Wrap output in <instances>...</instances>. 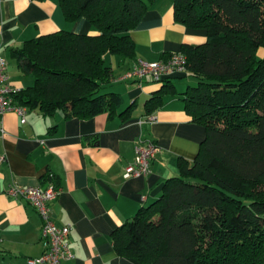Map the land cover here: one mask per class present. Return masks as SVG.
I'll return each mask as SVG.
<instances>
[{
    "label": "trees",
    "instance_id": "trees-1",
    "mask_svg": "<svg viewBox=\"0 0 264 264\" xmlns=\"http://www.w3.org/2000/svg\"><path fill=\"white\" fill-rule=\"evenodd\" d=\"M56 2L67 21L85 18L97 33L59 30L12 49L33 78L12 98L66 117L112 114L123 98L106 90L113 72L105 55L134 58L130 31L157 0ZM172 6L174 20L204 30L205 41L182 44L185 72L159 80L144 114L178 96L205 137L193 159L178 160L177 175L164 181L159 197L113 231L114 250L141 264H264V0H172ZM176 76L195 84L178 91Z\"/></svg>",
    "mask_w": 264,
    "mask_h": 264
},
{
    "label": "crops",
    "instance_id": "crops-1",
    "mask_svg": "<svg viewBox=\"0 0 264 264\" xmlns=\"http://www.w3.org/2000/svg\"><path fill=\"white\" fill-rule=\"evenodd\" d=\"M59 30L97 33L85 18L67 21L56 0H0V55L7 62L12 87L24 88L33 78L20 70L11 50ZM130 36L135 44L133 59L121 62L116 55H105L113 72L106 90L123 98L112 114L66 117L61 109L44 113L26 107L24 123L13 111L0 114L4 129V134L0 131V155L6 158L0 164V264H28L29 258L46 250L39 214L24 199L8 195L7 187L45 188L50 182L59 188L50 205L53 220L58 226H71L72 257L62 264H141L115 252L112 233L140 207L159 197L164 181L177 175L180 158L195 157L205 129L190 120L178 96L165 97L152 112L156 119L140 124L144 101L162 82L125 74L139 59L165 60L180 52L183 43L204 42L205 31L176 22L172 0H157ZM183 78H172L178 91L185 89L178 87ZM129 105L131 110L125 111ZM139 137L154 140L159 151L146 176L124 178V167L132 162Z\"/></svg>",
    "mask_w": 264,
    "mask_h": 264
},
{
    "label": "built area",
    "instance_id": "built-area-1",
    "mask_svg": "<svg viewBox=\"0 0 264 264\" xmlns=\"http://www.w3.org/2000/svg\"><path fill=\"white\" fill-rule=\"evenodd\" d=\"M7 62L0 55V114L8 111L15 112L24 123L26 106L14 102L12 96L20 89L12 87L8 82L6 74ZM186 70V57L183 53L177 52L170 55L165 60L147 62L137 60L126 72V77H134L138 80L149 78L159 81L164 77H169ZM156 119L154 113L144 114L140 117V124L151 123ZM0 131L4 134V129L0 126ZM159 147L152 139L139 137L134 146V157L131 163L124 167L123 177H141L150 172V163L158 153ZM6 160L4 155H0V164ZM6 193L14 198L27 201L39 214L41 225V238L46 244V250L39 256L29 258L28 264H62L63 261L72 257L69 247L68 235L71 230L69 224L58 226L51 212V202L59 194V188L52 182L45 188L38 185L22 186L11 184L7 187Z\"/></svg>",
    "mask_w": 264,
    "mask_h": 264
},
{
    "label": "rangeland",
    "instance_id": "rangeland-1",
    "mask_svg": "<svg viewBox=\"0 0 264 264\" xmlns=\"http://www.w3.org/2000/svg\"><path fill=\"white\" fill-rule=\"evenodd\" d=\"M183 79H185V80L182 82V86L178 85L179 88H185V86L187 85V81H189V79H190V82H188V84H195V80L193 78H191V77H185ZM104 91L105 90L102 89L101 92H104Z\"/></svg>",
    "mask_w": 264,
    "mask_h": 264
}]
</instances>
